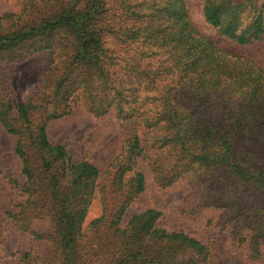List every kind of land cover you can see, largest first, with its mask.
I'll use <instances>...</instances> for the list:
<instances>
[{"label": "trees", "instance_id": "1", "mask_svg": "<svg viewBox=\"0 0 264 264\" xmlns=\"http://www.w3.org/2000/svg\"><path fill=\"white\" fill-rule=\"evenodd\" d=\"M199 1L216 39L194 23L188 0H24L0 15V135L16 138L24 178L6 172L0 145V177L22 198L0 213V230L9 223L33 245L55 243L62 264H78V251L108 264H212L209 246L158 228L156 209L122 226L146 191L142 164L162 189L187 182L199 193L195 210L225 211L233 239L264 264V67L218 42H261L264 0ZM40 55V94L14 102L10 70ZM77 105L112 116L125 134L104 174L49 140V125ZM98 197L102 214L85 228ZM46 219L54 235L41 229Z\"/></svg>", "mask_w": 264, "mask_h": 264}, {"label": "rangeland", "instance_id": "2", "mask_svg": "<svg viewBox=\"0 0 264 264\" xmlns=\"http://www.w3.org/2000/svg\"><path fill=\"white\" fill-rule=\"evenodd\" d=\"M24 0H0V15L18 13ZM188 8L194 23L203 34L216 39L215 32L204 25L202 2L188 0ZM219 47L229 55H241L264 67V38L250 46H238L228 41H218ZM47 71L44 55L35 56L22 65L13 67L9 72L11 80V98L14 102H26L36 98L41 92L42 80ZM49 140L56 145H65L74 163L82 160L94 164L104 174L119 155L125 141V134L118 122L112 117L96 118L82 105L75 107L71 116L52 122L48 127ZM0 145L5 155L6 172L14 178L24 181L21 175V163L15 155L16 138L3 133ZM139 169L147 178L146 191L129 207L122 221L126 226L130 218L149 209L162 213L157 227L169 232H183L212 249V264H260L249 258L245 245L233 239L232 227L227 224V214L223 210H195L199 202V193L193 191L187 182H178L168 189L160 188L154 181L149 169L140 164ZM22 198L9 182L0 177V213L14 211ZM102 214V205L98 197L92 204L85 223L87 228ZM42 223L47 235H54L55 229L48 219ZM35 247L33 257L26 261L23 256L31 247ZM86 252V251H84ZM79 252V263L108 264L102 256L93 257V252ZM87 254L82 257L80 255ZM63 256L55 243H35L31 234L6 223L0 230V264H62Z\"/></svg>", "mask_w": 264, "mask_h": 264}]
</instances>
